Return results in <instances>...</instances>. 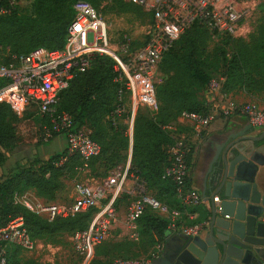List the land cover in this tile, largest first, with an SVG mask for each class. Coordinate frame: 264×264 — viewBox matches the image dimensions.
Instances as JSON below:
<instances>
[{
    "label": "built area",
    "instance_id": "2783aa9c",
    "mask_svg": "<svg viewBox=\"0 0 264 264\" xmlns=\"http://www.w3.org/2000/svg\"><path fill=\"white\" fill-rule=\"evenodd\" d=\"M10 1L16 4V0ZM123 1L134 4L151 16L148 37L144 42H137L125 35L118 41L114 40L113 46L111 27L104 12L96 9L87 0H77L73 4L74 17L67 29L64 48H39L22 55L13 54L6 48L4 53H0V104L9 106L17 116L33 114L39 117V142L48 143L55 137L64 138L67 150L62 163L67 162L70 157L78 156L82 161V166L76 169L78 173L89 169L91 161L101 155L102 148L91 138L92 131L89 128L74 131L72 116L61 110L62 96L79 75L91 69L94 56H107L114 61V81L120 84V88L117 103L108 119L114 121L117 116H127L126 134L130 140V149L125 167L115 169L98 186L77 182L66 205L36 197L31 200L26 195H17L14 198L15 204L49 222L98 209L89 228L72 235L74 251L87 260L93 257L95 248L109 237L111 230L119 223L116 202L122 194L132 198L124 218L131 241L139 240L138 222L147 210L165 219L168 229L172 232L180 230V209H173L160 202L147 191L145 184L139 181L138 177L129 175L136 116L141 107L152 112L158 111L160 65L186 31L198 25L207 29L212 38H236L241 23L248 14L247 9H240L229 0ZM0 13L7 12L0 10ZM223 80V77L211 80V97L221 92ZM235 114L246 117L255 128H264V102L258 101L244 104L221 102L208 114L185 112L180 119L194 123L198 129H205L211 125L216 115ZM166 129L172 132L175 142L170 148L169 165L164 171L163 179L173 183L176 198L184 209L202 204L201 195L191 190L187 184V158L192 151V145L176 134L173 126L170 125ZM129 182L131 186L128 185ZM184 233L192 235L193 232L184 229ZM9 245L24 250L34 248V241L25 228L22 217L0 226V264L8 263ZM152 260L122 259L114 264H151ZM261 264H264V259H261Z\"/></svg>",
    "mask_w": 264,
    "mask_h": 264
},
{
    "label": "trees",
    "instance_id": "16d2710c",
    "mask_svg": "<svg viewBox=\"0 0 264 264\" xmlns=\"http://www.w3.org/2000/svg\"><path fill=\"white\" fill-rule=\"evenodd\" d=\"M76 1L33 0L30 10L25 11L18 5L12 4L10 0H0V10L7 12L0 13V47L2 48L0 53H4L6 48L18 55L29 54L39 48L48 50L64 48L67 29L74 17L73 4ZM87 1L104 13L139 12L151 18L139 7L123 0ZM205 36L212 38L207 29L198 25L193 26L164 57L160 70L167 79L165 83L157 87L159 109L156 112L147 109L145 113L138 111L134 124L129 175L134 174L138 177L149 193L156 191V194H152L160 202L164 203V200L170 201L172 198L177 200L176 205H169L173 209H182V207H178L181 203L176 198L173 183L163 179L164 171L169 165L170 148L175 142L172 132L166 127L173 124L170 123L171 120L179 119L185 112L199 114L210 112L207 104L198 98V94L205 91L213 79H209L207 84L206 70L210 63L203 57L201 50L203 46L201 40ZM221 40H230L235 43V49L231 55L225 51H221L219 55L221 61L227 66V72L224 73L227 80L229 77H237L241 83H246L249 81L248 78L252 79L253 84L248 85L250 90L264 94V26L250 42L234 37H222ZM115 77L114 61L107 56L96 55L92 60L91 69L79 75L62 96L61 110L72 116L74 131L84 127L89 128L92 131L91 138L101 145V155L91 161L89 168L108 153H111L114 158L119 146L127 148L129 156L128 135L123 136L119 129L112 126L113 121L108 119L117 103V93L120 88V84L114 81ZM255 77L258 81L253 80ZM126 99L128 100V97ZM20 117L15 115L9 106L0 104V149H13L16 146ZM36 119L40 124L41 119L39 117ZM110 129L113 130L112 135ZM127 129L126 125V132ZM66 150L67 148L61 154L51 156L47 161L34 159L18 164L0 178V226H5L10 221L22 217L33 241L45 237L54 238L64 233L73 235L89 228L98 209L49 222L14 202L15 196L25 195L29 189L34 190L38 198L55 202L63 178L70 173H78L76 169L82 166L78 156L70 157L67 162L62 163ZM192 156L193 153L187 158L188 186H190V170L194 166ZM6 162V157L0 151V166ZM125 198L129 202L132 200L128 195L122 194L116 202L117 208ZM196 212L199 213V217L197 221L189 222L191 226L202 225L208 220L207 210L198 209ZM141 221L165 241L169 231L168 222L165 219L147 210L138 222L139 233ZM133 246L130 240L126 244L116 243L113 247H107L105 252L99 249L95 253L92 264H102V256L108 257L111 251L130 252ZM21 249L14 245L7 247V264H20L18 255ZM25 264L37 263L30 261Z\"/></svg>",
    "mask_w": 264,
    "mask_h": 264
},
{
    "label": "rangeland",
    "instance_id": "374dc122",
    "mask_svg": "<svg viewBox=\"0 0 264 264\" xmlns=\"http://www.w3.org/2000/svg\"><path fill=\"white\" fill-rule=\"evenodd\" d=\"M237 4L240 9H247L248 14L241 23V28L237 34L236 39H242L246 42H250L257 36L258 31L264 26V0H229ZM33 0H16V5L25 11H29L32 6ZM104 12V11H103ZM107 17V21L110 24V33L112 37V45L114 46V40L118 41L125 35L131 37L137 42H144L148 37L150 17L143 15L139 12H131L126 14L119 13H104ZM202 55L206 58L210 66L207 67V84L211 78H221L223 75L222 90L227 93L237 92V94L250 96L251 98H257L264 102V94L257 93L248 86L252 83V79H249L246 83H241L237 77H227L224 73L227 72V66L221 61L219 55L221 51H225L227 54H232L235 49V43L230 40H221L220 38H210L205 36L201 40ZM177 48V47H176ZM236 76V75H235ZM167 77L160 70L161 84L165 83ZM254 81H258L257 78H253ZM225 86V87H224ZM220 92V93H221ZM216 94L214 100H208V97L213 96L209 92V85L205 91L198 94V98L205 102L210 108L219 105L221 100V94ZM207 97V99H206ZM126 103L128 100L126 99ZM146 109L139 108V113H145ZM126 115L115 117L112 122V126L119 129L121 134H126ZM107 121V119H105ZM171 126L176 124L175 133L184 136V132L187 126L184 123H180V118L172 121ZM110 134H113V130H109ZM41 129L39 128L36 116L26 114L19 118L18 123V137L17 144L13 149L1 148L0 151L6 157L7 162L0 166V178L6 175L9 171L13 170L16 165L24 164L26 162L33 161L34 159H40V161H47L51 156L55 154H61L66 149V143L64 138L55 137L47 144H40ZM111 153L104 155L93 167L89 168L83 173H70L62 180V186L57 195V200L54 203L68 204L75 184L84 183L91 186H98L102 181L106 180L112 172L117 168H124L127 163L128 149L119 146L115 152L114 158ZM116 167V168H114ZM25 194L29 199L34 200L36 197L39 199L34 190H27ZM156 194V191H152ZM151 193V194H152ZM166 205L174 206L177 200L172 198L170 201L164 200ZM129 200L123 199L118 207L119 223L111 230L109 237L95 248L93 257L87 260L86 257L77 254L72 247V234L64 233L57 235L54 238H41L34 240V248L32 250H22L18 255L20 264H25L30 261H35L37 264H92L95 257V253L100 249L105 252L107 247H113L116 243H125L130 241L129 233L126 230L124 224V218L126 210L129 206ZM169 206V207H170ZM178 207H183L179 204ZM179 209V208H177ZM134 246L131 247L130 252L126 250L119 253L111 251L108 257L102 256V264H114L118 260L125 258L132 259L134 261H150L153 258L159 256L164 248V240L160 236L156 235L149 227H146L144 222L141 221L140 238L138 241H131ZM124 248V247H123Z\"/></svg>",
    "mask_w": 264,
    "mask_h": 264
},
{
    "label": "water",
    "instance_id": "95a60500",
    "mask_svg": "<svg viewBox=\"0 0 264 264\" xmlns=\"http://www.w3.org/2000/svg\"><path fill=\"white\" fill-rule=\"evenodd\" d=\"M228 140L205 179L203 195L210 206L206 225L195 235L169 230L162 253L151 264H261L264 233L258 229L264 230L259 221L264 200L250 173L264 164V134H231Z\"/></svg>",
    "mask_w": 264,
    "mask_h": 264
},
{
    "label": "crops",
    "instance_id": "0c3cea01",
    "mask_svg": "<svg viewBox=\"0 0 264 264\" xmlns=\"http://www.w3.org/2000/svg\"><path fill=\"white\" fill-rule=\"evenodd\" d=\"M220 96L221 100L223 99V103H228L229 101H233L237 104H244L251 101L262 102V100L260 99L254 97L251 98L250 96L242 95V93L237 94V92L227 93L223 91ZM207 97L209 102L214 100V97ZM180 123H184L185 126L189 128L184 130V132L182 133L184 136L182 137L192 145L191 153H193L192 163L194 166L190 170L189 187L191 190L196 191L201 195V197L203 198V203L186 209H184V207L180 209V211L182 212V217L179 221L180 230L173 231V234H185L184 229H189L192 230V235H194V233L196 234L202 227H204V225H206V222H204L202 225L197 226H191L189 224V222L197 221L199 213L196 212V210H207L208 219L210 216V206L209 203L205 200L206 198L204 197L203 193L205 179L207 177L210 164L215 155L228 143L229 135H238L246 132V135L260 136L264 134V128H255L251 126L247 118L239 114L231 116L216 115L211 125L205 129H198L196 128L194 123L183 119H180ZM174 126L176 127V124H174L173 127ZM256 167L257 171L255 170V168H253L250 176L254 179V184L257 186V194L259 196V199L261 198L264 200V164H256ZM130 184L131 182L128 183L129 186H131ZM259 221L264 223V216H262ZM258 232L264 233V230L259 227Z\"/></svg>",
    "mask_w": 264,
    "mask_h": 264
}]
</instances>
